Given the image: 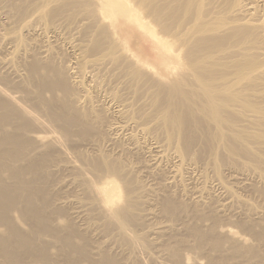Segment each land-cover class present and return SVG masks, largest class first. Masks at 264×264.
Instances as JSON below:
<instances>
[{
	"label": "bare ground",
	"instance_id": "obj_1",
	"mask_svg": "<svg viewBox=\"0 0 264 264\" xmlns=\"http://www.w3.org/2000/svg\"><path fill=\"white\" fill-rule=\"evenodd\" d=\"M0 264H264V0H0Z\"/></svg>",
	"mask_w": 264,
	"mask_h": 264
},
{
	"label": "rangeland",
	"instance_id": "obj_2",
	"mask_svg": "<svg viewBox=\"0 0 264 264\" xmlns=\"http://www.w3.org/2000/svg\"><path fill=\"white\" fill-rule=\"evenodd\" d=\"M136 43H137V46L138 47H136L139 51H141L144 55H146L147 57H149V58H151V59H153V55H154V52H153V49H152V46H151V44L150 43H147V42H144L143 41V38H136ZM154 142V140H149L148 141V143H147V145L148 146H150L151 147V143H153ZM146 151H148V152H146ZM145 152H144V154L143 155H145L144 157L147 159L148 158V160L149 159H153L154 158V154H155V152H153V150H146ZM150 153H151V156H150ZM153 153V154H152ZM195 173V174H194ZM195 175V176H194ZM196 175H197V173L196 172H193V173H189V178H192V177H196ZM189 178H187L188 180L187 181H189L190 180V182H188V183H190L191 184V181H192V179H189ZM189 184V186H191L190 188L192 189H194V187H195V185L192 183L191 185ZM74 209H76L75 207H74Z\"/></svg>",
	"mask_w": 264,
	"mask_h": 264
}]
</instances>
